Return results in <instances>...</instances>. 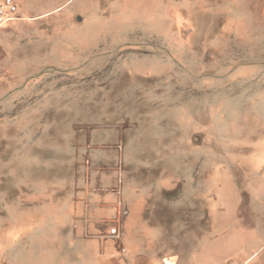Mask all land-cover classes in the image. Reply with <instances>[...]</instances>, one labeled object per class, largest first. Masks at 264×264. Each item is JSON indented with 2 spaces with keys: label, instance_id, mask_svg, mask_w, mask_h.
<instances>
[{
  "label": "rangeland",
  "instance_id": "obj_1",
  "mask_svg": "<svg viewBox=\"0 0 264 264\" xmlns=\"http://www.w3.org/2000/svg\"><path fill=\"white\" fill-rule=\"evenodd\" d=\"M65 6L64 52L0 49V219L97 194L121 264H264V0Z\"/></svg>",
  "mask_w": 264,
  "mask_h": 264
},
{
  "label": "crops",
  "instance_id": "obj_2",
  "mask_svg": "<svg viewBox=\"0 0 264 264\" xmlns=\"http://www.w3.org/2000/svg\"><path fill=\"white\" fill-rule=\"evenodd\" d=\"M17 5V19L0 27V49L3 44L15 48L18 60H48L50 52L65 50V5L73 0H13ZM61 23L58 27L54 19ZM80 21L81 14L73 15ZM72 17V18H73ZM236 28V34L254 36L264 26V12L245 18ZM255 20V21H252ZM59 22V21H58ZM30 53L29 55H24ZM64 58V56H61ZM12 59V58H10ZM31 65H25L28 67ZM21 68V66H18ZM6 75L25 76L23 72L4 70ZM80 200L78 206L68 203L51 205L50 210L34 218L16 220L0 219V262L10 264H121L125 262L115 244L120 239L123 220L119 224V236H109L118 218L115 203L97 199V194ZM105 200V199H104ZM127 218V217H126ZM125 218V219H126ZM124 219V222H125ZM124 243L126 241H123ZM126 247L128 246L125 243ZM121 246V245H120ZM125 247V248H126ZM258 246L242 248L240 252L255 253ZM121 258V260H120ZM143 260V261H142ZM135 258L133 264H147ZM123 261V262H122ZM149 264V263H148ZM167 264H171L170 262Z\"/></svg>",
  "mask_w": 264,
  "mask_h": 264
},
{
  "label": "built area",
  "instance_id": "obj_3",
  "mask_svg": "<svg viewBox=\"0 0 264 264\" xmlns=\"http://www.w3.org/2000/svg\"><path fill=\"white\" fill-rule=\"evenodd\" d=\"M17 19V5L13 0H0V27ZM128 216V210L118 208V218L114 221L113 228L109 230V236L117 238L119 236V224L123 218ZM119 252L123 254L124 248L121 247ZM0 264H10L0 262Z\"/></svg>",
  "mask_w": 264,
  "mask_h": 264
}]
</instances>
